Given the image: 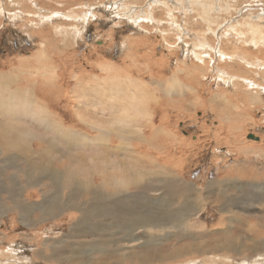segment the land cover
I'll list each match as a JSON object with an SVG mask.
<instances>
[{
    "label": "rangeland",
    "instance_id": "374dc122",
    "mask_svg": "<svg viewBox=\"0 0 264 264\" xmlns=\"http://www.w3.org/2000/svg\"><path fill=\"white\" fill-rule=\"evenodd\" d=\"M151 1L0 0V264H264L220 258L212 224L220 171L264 173V0Z\"/></svg>",
    "mask_w": 264,
    "mask_h": 264
},
{
    "label": "crops",
    "instance_id": "0c3cea01",
    "mask_svg": "<svg viewBox=\"0 0 264 264\" xmlns=\"http://www.w3.org/2000/svg\"><path fill=\"white\" fill-rule=\"evenodd\" d=\"M230 172L232 179L238 180H231L228 176ZM219 181L220 217L212 224L220 228V241L231 239L230 242L234 244L230 252L220 245V258L225 259V256L232 254L229 258L237 261L264 259V188H258V182L264 184V173L244 162L220 171ZM234 190H238V196L233 194ZM223 194H228L227 202L223 201ZM226 208L230 210L227 213L224 212ZM229 258L225 260L230 261Z\"/></svg>",
    "mask_w": 264,
    "mask_h": 264
},
{
    "label": "bare ground",
    "instance_id": "6f19581e",
    "mask_svg": "<svg viewBox=\"0 0 264 264\" xmlns=\"http://www.w3.org/2000/svg\"><path fill=\"white\" fill-rule=\"evenodd\" d=\"M151 2H153V0L151 1ZM149 6V8H150V5H148ZM3 11V10H2ZM264 13V12H263ZM125 16V15H124ZM141 19V18H140ZM130 20V19H129ZM133 20V19H132ZM131 20V21H132ZM224 20V19H223ZM149 21V20H148ZM152 21H153V19H152ZM136 22V24H139V21L138 20H136L135 21ZM139 26V25H138ZM257 35V34H256ZM66 43V42H65ZM39 60V59H38ZM49 67V66H48ZM52 67V66H51ZM51 69V68H50ZM56 73V72H55ZM128 84V83H127ZM42 85H43V83H42ZM39 86V85H38ZM56 86V85H55ZM43 88H42V90L40 89H38V92H39V97L41 98V99H43L44 101H46L47 102V104L49 105V106H53V104L54 103H56L60 98H64V96L62 95L63 94V92H62V90H61V87H58V86H56V87H53V88H49L48 86H46L45 85V87L44 86H42ZM83 91V90H82ZM65 92V91H64ZM98 93V92H97ZM28 97V96H27ZM1 99V98H0ZM4 99V98H3ZM6 101H8V100H6ZM5 101V102H6ZM1 102V101H0ZM10 102H13V101H10ZM9 102V103H10ZM19 102V101H18ZM9 103H7L8 104V108H9ZM101 103V102H100ZM18 104V103H17ZM66 104H67V101H66ZM2 105V104H1ZM6 105V104H5ZM15 105V104H14ZM69 105V104H68ZM102 105V104H101ZM7 106V105H6ZM61 106V108L64 110V108L66 109L68 106L67 105H65V106H67V107H64L63 105H60ZM5 107V106H4ZM14 107H16V106H14ZM1 108H2V106H1ZM19 108V107H18ZM6 109V108H5ZM10 109V108H9ZM15 109V108H14ZM27 110V109H30V106H29V108H28V106H26V105H24V107H23V110ZM102 109V108H101ZM3 110V109H2ZM22 110V111H23ZM24 110V111H25ZM49 111H52V110H49ZM106 111V110H105ZM179 111V110H178ZM13 111H11V113H12ZM53 112V111H52ZM103 112H104V109H103ZM10 113V114H11ZM8 114V113H7ZM12 115V114H11ZM37 115V114H36ZM34 117V116H33ZM43 120V119H42ZM45 121V120H44ZM49 122V121H48ZM3 123V122H2ZM45 123V122H44ZM61 123V122H60ZM83 123V122H82ZM41 124V123H40ZM7 125V124H6ZM3 126H5V123L3 124ZM2 126V127H3ZM7 128H9V129H7L8 131H10V133L11 132H13L14 130H17L16 129V127L15 126H13V125H10V126H6ZM47 127H48V125L46 126V129H47ZM79 128V127H78ZM95 128H97V127H95ZM98 128H100V127H98ZM95 131H97V130H95ZM102 130H100V136H98L96 139L94 138V140H93V144H95L96 146H98V141H104L102 138L103 137H107L108 138V136H104V135H108L105 131L104 132H101ZM120 131V134H121V132H123V130H119ZM118 131V132H119ZM241 131V130H240ZM26 131H24V133H23V131L21 130V131H19L18 133L20 134V138H21V140H22V138H23V135L25 136V137H27L26 136V133H25ZM118 132H116V133H118ZM110 133V132H109ZM99 134V133H98ZM16 135V134H15ZM15 135H14V137H15ZM27 135H29V134H27ZM61 136L59 137V139L62 141V140H68V139H71L72 140V142H74L75 141V134L74 133H72L70 130L69 131H66V132H64L63 134H62V132H61V134H60ZM34 136V135H33ZM59 136V135H58ZM29 137V136H28ZM27 137V138H28ZM86 137V136H85ZM93 137V136H92ZM92 137H91V139H92ZM110 137V136H109ZM233 138V137H232ZM16 139V138H15ZM105 139V138H104ZM153 139V138H152ZM228 139V138H227ZM127 140V139H126ZM18 141V140H17ZM69 141V140H68ZM77 141V140H76ZM81 141H82V139H81ZM90 141V140H89ZM6 142V141H5ZM44 142V141H43ZM71 142V141H70ZM84 142H85V139H84ZM88 142V141H87ZM26 143V142H25ZM54 143V142H53ZM66 143V142H65ZM92 143V142H91ZM191 143V142H190ZM23 144V143H22ZM50 144H52V142L50 143ZM102 144V143H101ZM109 144V143H108ZM123 144V143H122ZM25 146H26V144H24ZM81 145V144H80ZM94 145V146H95ZM106 144H105V142H104V145H102V146H105ZM140 145V144H139ZM254 145V144H253ZM9 146V145H8ZM69 146H71V145H69ZM82 146V145H81ZM92 146V145H91ZM100 146V145H99ZM127 146V145H126ZM259 146V145H258ZM55 147H56V145H55ZM59 147V146H58ZM76 147V146H75ZM78 147H79V145H78ZM118 147V146H117ZM53 148H54V145H53ZM83 148V147H82ZM121 148H122V146H121ZM129 148V147H128ZM25 149H27V147L25 148ZM30 149V148H29ZM51 150H52V147L50 148ZM4 150H6L7 152H9L10 153V151L12 150L13 152H15L16 150V152H18V153H22L23 155L24 154H27L26 152H19L18 151V149H16V148H13V149H9L8 147H7V145H6V147H4ZM3 150V151H4ZM56 150H57V148H56ZM24 151V150H23ZM79 151V150H78ZM37 153H39V152H37ZM42 153V152H41ZM46 153H48V151L46 152ZM53 153V152H52ZM138 153V152H137ZM30 153H28V155H29ZM51 154V153H50ZM9 155V154H8ZM11 155V154H10ZM17 155V154H16ZM23 155H21L20 154V156L22 157V158H25ZM52 155V154H51ZM6 156H7V154H6ZM27 156V155H26ZM7 157H9V156H7ZM29 157V156H28ZM47 157V156H46ZM53 157V156H52ZM52 157H51V159H52ZM33 158V157H32ZM31 158V159H32ZM44 158V157H43ZM8 159V158H7ZM40 161V160H39ZM30 164V163H29ZM32 164H30V166H31ZM36 165V164H35ZM32 169L33 170H35L34 169V167H32ZM2 170V169H1ZM133 176V175H132ZM130 177V176H129ZM137 177V176H136ZM139 177V176H138ZM170 177V176H169ZM128 179L129 178H127V181H128ZM137 179V178H136ZM164 179V178H163ZM67 181V182H66ZM65 182H66V187L65 188H70L71 186H70V184H71V182L72 181H69V180H66ZM115 182H117L116 180H115ZM132 184L133 186L132 187H137L138 186V183L137 182H135V180L134 179H129V184ZM104 185H102V187H103V189H105V190H107V187L110 185V186H113V189H112V191H113V195H112V197L113 196H115V195H118V194H120L121 192H123L124 190H126V189H124V190H122L123 188H124V186H118L117 185V183H114V182H112V180H111V182L109 181V182H104L103 183ZM216 185H217V183H215ZM221 186V185H220ZM91 187H92V189H91ZM127 187V186H126ZM129 187V186H128ZM85 189L84 190H87V188L88 187H84ZM90 189H89V191H96V190H100V191H102V188L101 187H94V186H91L90 185V187H89ZM122 190V191H121ZM98 193V192H97ZM96 194V193H95ZM137 194H139V193H137ZM105 196V195H104ZM107 197V196H106ZM225 198V197H224ZM106 199V198H105ZM107 200H108V198H107ZM107 200H105V201H107ZM128 199H127V197H125V198H122V199H120V200H118V201H115V202H113L112 203V211H113V209L115 208V210H114V212H112V213H110V215L112 214L113 215V213L117 216V218H124V217H127V218H129V217H132V213H133V209L131 208H129V206H128V204L130 203L129 201H127ZM98 201H99V199H98ZM50 203V206L49 207H52V208H49L47 211H49V212H52L53 214H55L56 212H58L59 210H60V208H59V210H58V207L56 208V206H55V203H54V201H50L49 202ZM17 203L15 202L14 203V206L16 205ZM110 204V203H109ZM258 204V203H257ZM256 205V204H255ZM95 206V205H94ZM102 206H104V205H102ZM106 206V205H105ZM237 206H238V204H237ZM17 207H19V206H17ZM27 207V206H26ZM101 207V206H100ZM110 207V206H109ZM241 207V206H240ZM78 208V207H77ZM96 207H94V209H95ZM99 208V207H98ZM108 208V207H107ZM30 209V208H29ZM31 209H34V208H31ZM238 209V208H237ZM73 210V209H72ZM75 210H77V209H75ZM108 210V209H107ZM116 210L119 212V216H118V214H117V212H116ZM133 210V211H132ZM29 212H31V210H28ZM33 211V210H32ZM74 211V210H73ZM108 211H110V210H108ZM25 213L26 211L25 210H20V211H18V213ZM28 212V213H29ZM45 212V211H44ZM43 212V213H44ZM79 212H80V210H79ZM237 212V211H236ZM90 214H93V216H101V215H103V214H105V211H104V209H102V210H100V211H91L90 212ZM87 215H89V214H87ZM108 215V214H107ZM3 216V215H2ZM90 216V215H89ZM109 216V215H108ZM105 217V216H104ZM112 217V216H111ZM115 216H113V218H114ZM107 218V217H106ZM224 218V217H223ZM100 220V219H99ZM115 221H113V223H114ZM175 222V221H174ZM97 224V223H96ZM259 225V224H258ZM97 226V225H96ZM102 226L103 225H100V226H97V227H99V228H102ZM113 226H106L105 228H103V231L105 232V230H107V229H111ZM115 228H118V227H120L121 229H122V227L120 226V225H115L114 226ZM255 227V226H254ZM257 228V227H256ZM262 232V231H261ZM105 233H107V232H105ZM200 234V233H199ZM111 236V235H110ZM264 236V235H263ZM250 238V237H249ZM230 240V239H229ZM137 240H135V242H136ZM238 241H240V240H238ZM92 243H96V246H93V245H91V246H93V247H95V248H97L96 250H92V251H95V252H98V251H103V252H106L108 255H112L113 253H115V254H117L116 252L117 251H120L121 249H113V248H111L110 250H108L110 247H109V244L108 243H106V245L108 244V249L107 250H105V249H103V247L102 246H104L103 244H101V243H97V242H92ZM228 243V242H227ZM230 243V242H229ZM251 243H253V241L251 242ZM228 245V244H227ZM236 245V244H235ZM118 246H119V244H118ZM254 247H255V244L253 245ZM122 247V246H121ZM224 247V246H223ZM226 247V246H225ZM229 247H230V250L231 249H234V244L233 243H231V246H230V244H229ZM236 247H237V245H236ZM236 247H235V251H236ZM240 247V246H239ZM90 248H92V247H89V249ZM118 248V247H117ZM228 248V247H227ZM253 248V247H252ZM264 248V247H263ZM208 249V248H207ZM210 249V248H209ZM211 249H213V248H211ZM238 249V248H237ZM91 250V249H90ZM216 250V249H215ZM218 250V249H217ZM217 250H216V252H217ZM223 250H225V249H223ZM228 250V249H227ZM252 250V249H251ZM256 250V249H255ZM122 251V250H121ZM192 252H194L195 254H198V255H202V253H203V251H202V253H199V251H196V250H191ZM211 251V250H210ZM239 251V250H238ZM113 252V253H112ZM214 252V251H213ZM191 253V252H190ZM206 253H208V252H206ZM210 253V252H209ZM234 253V252H233ZM236 253V252H235ZM258 253V252H257ZM192 254V253H191ZM213 254V253H212ZM193 255V254H192ZM203 256V255H202ZM214 257V256H213ZM203 260V259H202ZM18 261H16V263H17ZM192 262V261H191ZM7 263V262H6ZM196 264V263H195ZM246 264V263H245Z\"/></svg>",
    "mask_w": 264,
    "mask_h": 264
},
{
    "label": "water",
    "instance_id": "95a60500",
    "mask_svg": "<svg viewBox=\"0 0 264 264\" xmlns=\"http://www.w3.org/2000/svg\"><path fill=\"white\" fill-rule=\"evenodd\" d=\"M249 139H255V140H259L258 138H255V137H253V136H249Z\"/></svg>",
    "mask_w": 264,
    "mask_h": 264
}]
</instances>
